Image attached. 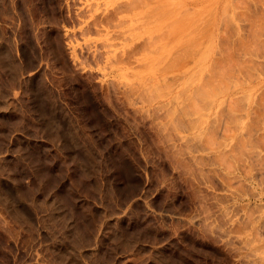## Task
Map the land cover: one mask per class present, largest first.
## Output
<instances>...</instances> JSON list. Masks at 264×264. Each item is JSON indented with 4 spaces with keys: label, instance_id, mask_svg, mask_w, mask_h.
<instances>
[{
    "label": "rangeland",
    "instance_id": "rangeland-1",
    "mask_svg": "<svg viewBox=\"0 0 264 264\" xmlns=\"http://www.w3.org/2000/svg\"><path fill=\"white\" fill-rule=\"evenodd\" d=\"M263 255L264 0H0V264Z\"/></svg>",
    "mask_w": 264,
    "mask_h": 264
},
{
    "label": "bare ground",
    "instance_id": "bare-ground-1",
    "mask_svg": "<svg viewBox=\"0 0 264 264\" xmlns=\"http://www.w3.org/2000/svg\"><path fill=\"white\" fill-rule=\"evenodd\" d=\"M161 6H163V5H161ZM210 10H211V9H210ZM165 12H166V11H165ZM165 12H164V14H165ZM225 12H226V11H225ZM158 13H159V12H158ZM167 13H168V12H167ZM222 13H224V12H222ZM162 15H163V14H162ZM162 15H161V16H162ZM165 15H166V14H165ZM155 16H156V15H155ZM179 19H180V18H179ZM200 20H201V19H200ZM182 21H183V20H182ZM183 22H184V21H183ZM173 23H174V22H173ZM184 23H185V22H184ZM186 23H187V22H186ZM191 23H192V22H191ZM191 23H190V26H191ZM169 24H170V23H169ZM177 24H178V23H176V26H177ZM193 24H194V23H193ZM179 25H180V24H179ZM181 25H182V22H181ZM174 26H175V24H174ZM185 26H187V25L185 24ZM185 26H184V27H185ZM192 26H193V25H192ZM192 26H191V27H192ZM167 27H169V25H168ZM165 28H166V27H165ZM165 28H164V29H165ZM170 28H171V26H170ZM176 28H177V27H176ZM193 28H194V27H193ZM172 29H173V28H172ZM177 29H178V28H177ZM189 29H190V28H189ZM194 29H195V28H194ZM194 29H193V30H194ZM179 30H181V28L178 29V31H179ZM187 30H188V29H187ZM195 30H196V29H195ZM176 31H177V30H176ZM178 31H177V32H178ZM191 31H192V29H191ZM191 31H190V32H191ZM174 32H175V31H174ZM179 32H180V31H179ZM160 33H161V32H160ZM193 33H194V31L192 32V34H193ZM188 35H190V34H188ZM188 35H187V38H188ZM179 36H180V35H179ZM184 36H185V35H184ZM182 37H183V36H182ZM189 37H191V36H189ZM176 38H177V37H176ZM184 38H185V37H184ZM184 38H183V39H184ZM178 39H179V38H178ZM190 39H191V38H190ZM175 40H177V39H175ZM192 40H193V39H192ZM178 41H180V40H178ZM181 41H182V40H181ZM174 42H175V41H174ZM183 42H184V41H183ZM181 44H182V43H181ZM177 46H178V45H177ZM158 50H159V49H158ZM157 52H158V51H157ZM208 52H210V51H208ZM255 250H256V249H255ZM251 252H252V251H251ZM262 252H263V251H262ZM255 253H256V252H255ZM258 253H259V252H258ZM258 253L253 254V255L255 256V255H257ZM253 255H252V256H253ZM263 257H264V255H263ZM255 258H257V257H254V259H255ZM260 258H262V257H260ZM260 258H259V259H260ZM262 259H264V258H262ZM258 261H259V260H258Z\"/></svg>",
    "mask_w": 264,
    "mask_h": 264
}]
</instances>
